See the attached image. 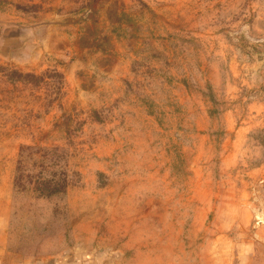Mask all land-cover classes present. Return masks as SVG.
<instances>
[{
	"label": "rangeland",
	"instance_id": "374dc122",
	"mask_svg": "<svg viewBox=\"0 0 264 264\" xmlns=\"http://www.w3.org/2000/svg\"><path fill=\"white\" fill-rule=\"evenodd\" d=\"M0 260L264 264V0H0Z\"/></svg>",
	"mask_w": 264,
	"mask_h": 264
},
{
	"label": "crops",
	"instance_id": "0c3cea01",
	"mask_svg": "<svg viewBox=\"0 0 264 264\" xmlns=\"http://www.w3.org/2000/svg\"><path fill=\"white\" fill-rule=\"evenodd\" d=\"M1 261V260H0ZM4 263V262H3ZM5 264V263H4ZM14 264H59V263H57V262H42V261H40V262H36V263H22V262H16V263H14Z\"/></svg>",
	"mask_w": 264,
	"mask_h": 264
}]
</instances>
